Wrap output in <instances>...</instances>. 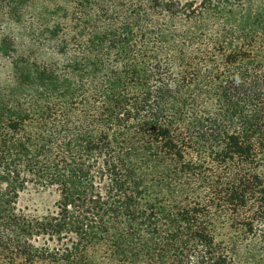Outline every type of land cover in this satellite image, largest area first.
<instances>
[{"label": "trees", "instance_id": "trees-1", "mask_svg": "<svg viewBox=\"0 0 264 264\" xmlns=\"http://www.w3.org/2000/svg\"><path fill=\"white\" fill-rule=\"evenodd\" d=\"M27 1L0 0V264H264V0Z\"/></svg>", "mask_w": 264, "mask_h": 264}, {"label": "rangeland", "instance_id": "rangeland-1", "mask_svg": "<svg viewBox=\"0 0 264 264\" xmlns=\"http://www.w3.org/2000/svg\"><path fill=\"white\" fill-rule=\"evenodd\" d=\"M32 0L27 1L29 8L24 13V21H28L30 18L34 17L36 14L41 12L45 16V20L49 22L50 25L59 21H66L72 24L75 19H84L81 12L85 7L88 10L89 4H92L94 9H98L101 4L113 5L121 10L130 4L139 3L145 0ZM95 9V10H96ZM1 29V28H0ZM12 34L17 35L16 45L21 51L26 48L27 42H24V37L26 36L22 33L21 29L10 27ZM10 69V65L7 59L0 58V78L6 77L7 72ZM56 194L47 189L37 188L35 186H29L19 196V207L23 208L29 212L42 211L46 207H51L54 200L56 199Z\"/></svg>", "mask_w": 264, "mask_h": 264}]
</instances>
